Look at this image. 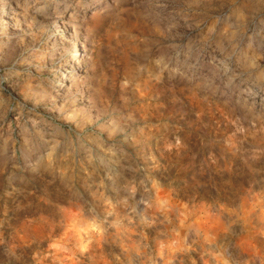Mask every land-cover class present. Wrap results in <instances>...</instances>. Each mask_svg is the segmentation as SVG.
I'll return each instance as SVG.
<instances>
[{
	"label": "clouds",
	"instance_id": "obj_1",
	"mask_svg": "<svg viewBox=\"0 0 264 264\" xmlns=\"http://www.w3.org/2000/svg\"><path fill=\"white\" fill-rule=\"evenodd\" d=\"M18 8L32 27L0 41V179L50 190L60 232L44 258L172 264L166 246L149 240L163 217L174 252L196 250L183 246L181 234L192 232L204 264H264V0L169 8L23 0ZM189 20L202 33L195 54L184 40ZM172 77L194 90L190 103L213 109L214 150L238 186L227 198L133 167L136 149L117 135V113L132 120L139 101Z\"/></svg>",
	"mask_w": 264,
	"mask_h": 264
},
{
	"label": "rangeland",
	"instance_id": "obj_2",
	"mask_svg": "<svg viewBox=\"0 0 264 264\" xmlns=\"http://www.w3.org/2000/svg\"><path fill=\"white\" fill-rule=\"evenodd\" d=\"M180 2L145 0L146 6L156 8H169ZM19 3L23 0H0V41L9 34H19L22 25L32 27L28 17L18 8ZM32 35L39 40L43 31ZM201 35L196 21L189 20L184 40L192 54L199 48ZM2 56L3 52H0ZM45 59V55L38 54L39 63ZM192 91L187 85L181 86L177 77L167 79L139 101L132 120L128 119V112L117 113L114 120L116 132L123 137L121 143L136 149V155L132 157L133 167L154 168L170 181L213 189L218 197L227 198L238 186L235 174L226 171L227 165L214 150L212 130L217 125V118L210 106L198 107L190 103L188 96ZM101 103L109 101L102 97ZM142 211L141 204L138 212ZM59 222L54 198L47 187L31 185L15 176L0 179V223L3 225L0 227V264H53L44 257L47 244L60 232ZM146 222L151 223L152 217H147ZM181 235L186 236L183 246H192L195 251L181 253L172 250L175 237L163 217L156 221L155 228L149 230L152 247L165 245V254L172 264H204L202 252L194 243L195 235L192 232ZM34 252L40 253L39 259H33ZM88 264L101 262L97 258ZM156 264H163V261L157 260Z\"/></svg>",
	"mask_w": 264,
	"mask_h": 264
}]
</instances>
